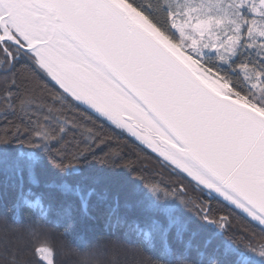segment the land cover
I'll return each mask as SVG.
<instances>
[{
    "label": "snow or ice",
    "instance_id": "1",
    "mask_svg": "<svg viewBox=\"0 0 264 264\" xmlns=\"http://www.w3.org/2000/svg\"><path fill=\"white\" fill-rule=\"evenodd\" d=\"M101 118L208 199L118 176L136 161ZM93 162L113 173L88 174ZM0 178L17 215L64 222L70 253L77 204L95 198L153 253L136 250L132 264H264V0H0ZM112 180L123 213L101 188ZM213 193L250 220L236 227L232 208L213 217ZM29 251L54 264L38 222L0 217V264H32ZM121 251L114 242L111 264Z\"/></svg>",
    "mask_w": 264,
    "mask_h": 264
},
{
    "label": "trees",
    "instance_id": "2",
    "mask_svg": "<svg viewBox=\"0 0 264 264\" xmlns=\"http://www.w3.org/2000/svg\"><path fill=\"white\" fill-rule=\"evenodd\" d=\"M98 124H102L105 133L109 136L117 138L118 143L123 148L121 155L125 160L131 159L136 161V171L129 174L126 171L116 169L115 172L118 176L126 177L130 180H135L138 175H142L145 181L160 183L162 187H175L176 183H180L184 186L188 196L193 199H208L203 193L194 191L193 184L190 182L191 178L180 180L178 177L171 173L169 168L162 166L158 153L153 152L146 145L142 144L135 137L126 132H122L115 128L111 122L101 118L98 120ZM114 141L113 143L117 142ZM98 155H103L108 151L105 146L103 151L97 149ZM86 172L90 175L96 174H112L111 168H102L98 163L93 162L91 167L86 169ZM186 176V174H183ZM2 181V178H0ZM101 188H107L109 197H115L117 193L120 194L121 212L126 210L123 208V189L122 181H102ZM212 207L216 210L213 213L215 215L227 214L228 208L233 209V222L236 227L245 224L246 220L250 218L246 217L240 209H236L225 201L218 194L213 193ZM15 194L9 189V195L7 198L0 196V217H7L9 221H12L15 217L18 220V226L23 230L29 224L39 223L43 231L50 237L54 247V264H77L78 260L82 256H87L92 261H98L99 264H111L113 255V243L119 241L122 245V251L119 254L120 264H132L134 260V252L140 250L145 256L151 257L153 253L147 248H144L135 238L134 234L126 235V228H115L112 223H109L105 215H101L96 211V200L93 198L92 203L86 211L82 210L77 204L76 209V223L72 230V239L77 245L78 252L70 253L68 251L67 241L62 235L64 232V222L57 220L55 213L51 214L46 219H41L38 215L27 209H21L17 215L14 208ZM128 218H140L139 212L128 213ZM114 223V221H113ZM83 238L84 243L79 238ZM32 264H47L46 261H42L38 255L33 254L31 251L27 254Z\"/></svg>",
    "mask_w": 264,
    "mask_h": 264
},
{
    "label": "rangeland",
    "instance_id": "3",
    "mask_svg": "<svg viewBox=\"0 0 264 264\" xmlns=\"http://www.w3.org/2000/svg\"><path fill=\"white\" fill-rule=\"evenodd\" d=\"M223 198V197H222Z\"/></svg>",
    "mask_w": 264,
    "mask_h": 264
}]
</instances>
